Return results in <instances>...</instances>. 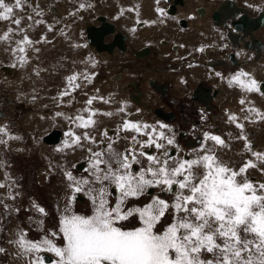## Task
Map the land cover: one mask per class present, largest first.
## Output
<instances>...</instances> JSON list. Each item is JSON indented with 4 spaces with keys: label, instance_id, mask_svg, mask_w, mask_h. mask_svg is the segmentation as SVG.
I'll return each instance as SVG.
<instances>
[{
    "label": "snow or ice",
    "instance_id": "1",
    "mask_svg": "<svg viewBox=\"0 0 264 264\" xmlns=\"http://www.w3.org/2000/svg\"><path fill=\"white\" fill-rule=\"evenodd\" d=\"M28 2L0 0V21H11L16 25L15 30L9 27L0 34V42H10L13 35L22 36L14 41L16 47L12 49L21 67L28 63L27 49L46 39L41 37V40L33 41L26 30L20 28L22 17L18 10L22 11ZM79 7L83 9L86 5ZM157 11L163 14L162 9ZM35 14L42 15L39 11ZM43 22L37 20L36 24ZM48 31H52L51 26ZM198 51L203 52L204 48ZM216 75L221 76L220 73ZM81 77L91 83L92 77L87 72L68 76L67 87L59 94L61 100L81 87L77 83ZM228 85L238 87L245 94L264 95V85L243 70L231 76ZM97 99L112 102L93 96L86 101L82 113L67 119L77 128L94 127V117L98 113L91 105ZM239 103L249 102L242 98ZM126 108L125 103L117 112L131 115ZM244 111L246 120L264 121V112L258 108L249 106ZM102 115L111 117L113 113ZM228 120L240 129L238 138L245 141L244 148L253 157L238 169L225 163L215 147L207 145L211 141L215 146L226 147L219 135L209 132L203 134L201 148L189 154L190 159L179 155L183 150L176 141L175 131L160 122L153 125L124 119L116 130L117 137L129 141V146L122 152L114 148L116 139L109 138L104 147H99L88 131L82 135L72 130L65 133L69 139L56 151L82 147L83 141L97 144L98 150L88 149L90 155L84 169L87 176H75L71 170L64 172L69 192L59 217L58 231L45 233L33 241L28 238V232L21 229L15 241L21 254L28 257V264H46L42 253L54 257L47 264H264V183H255L247 176L249 169L264 164V152L253 151L252 144L243 134L245 126L237 115L229 114ZM122 132L132 135L130 138L119 136ZM0 136L16 139L9 134L7 126L0 127ZM103 136L108 137L107 130ZM6 142L0 139V143ZM145 149H155L157 154ZM171 149H175L176 154ZM142 158L147 161L146 166L136 169L134 166L140 165ZM3 187L5 185L0 184V188ZM151 188H159L173 199L169 201L157 195L143 206L128 207L129 200H139ZM78 194L90 200L91 215L75 212ZM33 208L41 216L48 215L46 209L36 203ZM166 215L171 217V222L164 225L161 222ZM133 217L138 226H121ZM43 223L42 219L38 221L40 225ZM59 240L62 243H57ZM3 251L0 248V252Z\"/></svg>",
    "mask_w": 264,
    "mask_h": 264
},
{
    "label": "rangeland",
    "instance_id": "2",
    "mask_svg": "<svg viewBox=\"0 0 264 264\" xmlns=\"http://www.w3.org/2000/svg\"><path fill=\"white\" fill-rule=\"evenodd\" d=\"M200 1L204 2L203 5L210 6L211 9L218 2V0L213 2L210 0L209 3L206 0ZM236 1L246 6L252 15L264 12V0ZM80 4L90 5L88 1L82 0H75L74 4L68 0H51V2L50 0H29L22 11L18 10L19 16L22 17L20 28L26 30L30 39L39 41L41 37L46 38L43 42L36 43L27 49L28 63L23 67L19 65L12 52V49L16 47L14 41L21 39L22 36L13 35L10 42H0V110H5V117L0 120V127L7 126L9 134L16 137V139L9 140L7 136H0V139L7 141L0 143V184L5 185L0 188V214L3 211H8L10 215L8 220H11V225L20 228L19 230L27 231L28 238L33 241L39 240L45 233L58 231L59 217L69 192L64 172L71 170L75 176H87L88 173L84 169L85 162L90 155L89 148L98 150L97 144L99 147H104L111 138L117 140L114 148L117 151H124L129 146V141L120 139L116 133L124 119L144 121L153 125L157 122L164 123L160 121L161 119L154 117L147 107L138 105L130 99L131 92L127 93L128 81L141 78L144 80L142 86L146 95L154 96L153 89L146 86L147 79L153 78L162 82L174 83L177 77L169 76L170 73L163 75L159 71L150 72L144 71V69L162 66L167 62H181L189 57L202 61L198 57L201 54L204 57V53L208 51V49H204L203 52H200L198 51L200 47L194 50L191 46L189 48L187 46L186 52L179 56L176 50L168 49L167 53L170 56L176 54L178 56L167 58L162 53V56L159 55V48L155 45L148 44L155 53L148 57L134 55V52L128 56H115L114 60L109 57H101L87 47L84 37L85 20L94 21L92 17L97 11L90 10L85 13V8L81 9ZM51 6H55L56 9L54 10ZM95 7L97 8V5ZM95 7L93 5L90 9ZM36 11L41 12L42 15L37 16ZM37 20L44 22L36 24ZM49 26L52 27V31H48ZM9 27L16 29V25L11 21H0V34H3ZM257 35L263 38L264 28L257 32ZM187 42L193 43L191 39H187ZM132 43L133 41L129 42L131 50L135 48ZM142 45H138V47L145 46V44ZM34 49H39V51ZM220 51L219 49L213 50L206 55V58H216V54ZM220 53L224 56L226 51L223 50ZM93 62H95V67H92ZM258 65L260 64H252L250 68L255 70V79L261 81L263 80L264 66ZM182 68H186L187 72L190 65L181 66V71L175 74L183 72ZM202 70L205 69L202 68ZM85 72L92 77L91 83L81 77L77 81L81 87L61 100L59 94L67 87L66 78L72 74ZM216 73H220L221 76H217ZM234 74L232 71L217 67L215 71L206 75L207 78H202L205 83H212L223 88L227 94L214 101L215 110L212 116L217 117L216 119L211 115L205 116L201 119L202 125L189 131V137L196 135L201 137L199 145L187 147L184 139H180L176 135V141L183 150L179 155L192 158L189 154L199 151L203 142V134L209 132L219 135L226 142V147L215 146L211 141L207 142V145L215 147L217 155L231 167L238 169L243 162L253 159L251 153L244 148L245 141L238 138L241 135L240 129L229 122V114L237 115L239 122L244 124L243 134L252 144L253 151L264 152V121L246 120L244 111L249 106H254L264 112V95L245 94L238 87H229L228 79ZM165 75L166 77H164ZM195 80L198 79L187 78L183 83L185 87L182 85V96L191 91L196 84ZM176 87L173 88L172 96L180 95L176 93ZM93 96L103 97L112 102L104 103L100 99L94 100L91 107L98 113L94 117L95 126L88 129L77 128L67 117H74L82 113V110L87 106L86 101ZM242 98L249 103L241 105L239 101ZM152 100L154 103L150 104L151 107L162 105L156 98ZM125 103L126 111L131 115L117 112ZM105 112H112L113 115L111 117L102 115ZM57 113H63V115L58 116ZM83 115L87 116V113H83ZM164 124L169 125L176 134L181 130L176 124ZM53 129H60L63 137L58 144H46L42 141V137ZM70 130L75 131L77 135L88 131L96 138L97 144L83 141L82 147L70 148L62 152L56 151L57 148L62 147L65 140L69 139L65 133ZM105 130L108 132L107 138L103 136ZM131 135V132L119 134V136L129 138ZM101 140L104 141L103 144L99 143ZM145 151L157 154L155 149H145ZM171 151L176 154L175 149H171ZM146 163L147 161L142 158V163L134 167L139 169L146 166ZM80 164L83 165L81 169L78 167ZM73 165H75L74 168ZM261 169H264V164L255 169H249L247 176L255 183H264V171ZM151 189L139 200H129L128 207L143 206L150 201L151 197L157 195L169 201L173 199L170 194L161 192L159 188ZM113 192H115L114 189ZM78 195L83 198V203H78L79 200H76L75 212L90 215L89 211L92 210L91 204L88 203L90 200L83 194ZM10 197H14V199ZM33 203L44 207L48 215L41 216L33 208ZM4 216L6 215L4 214ZM41 219L44 221L42 225L38 224ZM4 222L6 221L4 220ZM168 222H171V217L166 215L161 223L166 225ZM121 226L135 227L138 226V221L133 217L129 221L123 222ZM25 227L30 230H26ZM158 228H160L159 225ZM5 234L6 232L1 229L0 248L4 251L0 252V264H18L13 262V256L24 258V255L21 254L17 245L13 244V240ZM57 243H62V240ZM46 255L54 259L52 254L47 253ZM20 264H28V260L27 263L22 261Z\"/></svg>",
    "mask_w": 264,
    "mask_h": 264
},
{
    "label": "flooded vegetation",
    "instance_id": "3",
    "mask_svg": "<svg viewBox=\"0 0 264 264\" xmlns=\"http://www.w3.org/2000/svg\"><path fill=\"white\" fill-rule=\"evenodd\" d=\"M71 1V3H75V0H68ZM82 1H88L90 3V7L86 5L85 7V13L92 10L93 12L97 11V13L94 15L93 20L86 19L85 21V28H84V37L87 43V47L91 49L93 52L95 51L98 55L101 57H109V59H113L115 56H128L129 54L134 55L138 54L139 56H151L155 53H153V49L151 48V31H147L142 27L140 30L136 32V34H133L132 31L126 30L121 24V18L115 17L119 16L116 10H112L113 6L122 3L121 0H82ZM135 2H140V6L143 7L141 10L142 14H146L147 11L145 9H149L152 7V0H134ZM157 2V0H155ZM175 0H159V3L166 4L165 8V15L168 20H173L174 18L177 19V25L181 27L182 30H185L183 28L191 26V21L188 20L195 18V15L192 13V16L188 14V18L185 17H178L179 11L182 8H186L188 0H182L183 4H175ZM208 3L210 0H206ZM215 0H212V2ZM217 1V0H216ZM51 2V0H50ZM92 3V4H91ZM94 7L97 5V8L90 9L91 7ZM157 5V4H156ZM172 5L174 6V10L171 8ZM132 6V5H131ZM209 10L212 12L210 15H208V18L210 21H207L210 25L215 27L216 31L219 33L221 37V42L218 43L216 41V45H219L218 49L223 51H226V54L220 57L216 58H206L207 54L213 51L211 48V44L205 43L204 49H208L207 53H204L205 56H199V59H202V61L198 60L197 58L189 57L185 59L184 61H178L177 63L167 62L165 65L162 66H156V67H150L147 69H144V71H159L162 72V74L170 73L169 76L177 77V80L172 83L169 81H160L155 80L153 78L147 79L146 86L149 88H152L155 95H149L147 96L145 93V89L143 88V81L141 78L137 80H130L128 81L127 87L129 88L127 93L131 92L130 99L134 101L136 104L138 102L141 106H145L149 109V112L153 113L154 117L161 119V122L164 123H173L178 125L180 131L177 132V137L180 139H184V143L187 147H193L195 145H199L201 141V137L199 135H196L195 137H189V131L196 129L198 125H202L201 119L203 117H208L209 115L212 116L215 107H214V101L217 98H222L227 94V91L223 88L218 87L217 85H213L212 83H205V81L202 80L203 77L207 78V74L211 73V71H215V69L218 68H224L229 71H232V74L234 72H239L241 70L251 74L255 78V70L250 68V65L259 63L258 66H264V36L261 38L257 35V32L262 30L264 27L257 29L255 32H253V35L256 40L261 41V45L257 46L253 41H250V36H243L242 33H236L233 31V29L230 28V23L233 19H238L240 16H242L247 11L248 15L252 18L258 17L261 12H259L257 15H252L249 9L244 6L243 4H239L236 0H218L215 8L211 9L210 6ZM51 8L56 9L55 6H51ZM192 7L189 8L188 11H190ZM219 9L220 11V21L218 22L214 21L213 14L217 12ZM136 10V9H135ZM135 10L133 13V9L128 14L129 17L134 19L136 17ZM193 10V8H192ZM194 12L197 16L201 17L203 15H199V8L195 7ZM115 16H114V15ZM99 17L103 18L104 21L98 19ZM87 18V17H85ZM146 19V18H144ZM197 23H201L197 19H195ZM145 22L147 21L144 20ZM142 20H139L138 23L142 24ZM88 23V24H87ZM89 25H93L96 29L99 30V34L101 37H103V43L104 45H111L113 44L112 51L109 52L107 50H101L98 51L95 46L90 45L88 41V32L87 27ZM202 26H207L205 23L200 24ZM144 26V25H143ZM153 26V25H152ZM167 26V25H166ZM154 27V26H153ZM202 27V29H204ZM184 32V31H183ZM207 35V34H206ZM186 36V39L190 38L192 35L191 33H185L184 37ZM209 36V34H208ZM123 38L122 46L120 47L118 45L119 41ZM153 40V39H152ZM133 41V45L135 46L134 49L131 50V47L129 46V42ZM163 42H166L167 48L170 51L176 50V52L180 50H185L184 47L177 46L176 48L173 47V45H170V43L164 39ZM190 42V41H189ZM145 44L144 47H138V45ZM246 43L249 45L247 46ZM148 44H150L148 46ZM154 45V44H153ZM186 46H191V43H188L186 41ZM200 45H195V47ZM209 46V47H208ZM156 47V46H155ZM158 48V47H157ZM164 48V52L167 53L168 49ZM178 48V49H177ZM194 48V46H193ZM201 48V47H200ZM187 50V49H186ZM158 51H161L158 49ZM231 55H233L231 57ZM138 57V56H136ZM168 57H171L168 55ZM167 57V58H168ZM170 60V59H169ZM234 60V61H233ZM200 61V62H199ZM184 65H190V69L186 72V68H182L183 72L179 74H175L176 72L181 71V66ZM194 66V67H193ZM205 69V70H202ZM215 68V69H214ZM207 71V72H206ZM174 72V73H173ZM263 80L259 81L260 83H264V71H263ZM166 75L164 77H166ZM118 77V76H117ZM188 79H198L195 80L196 84L192 87L191 91L183 95V87H185V84H183ZM194 81V82H195ZM181 82V86H180ZM176 87V93L180 94L179 96H172L173 88ZM182 90V91H181ZM153 98H156L162 105L156 106L155 108L151 107L150 104L154 103L152 100ZM161 112V115L159 113ZM5 115V110H0V120L3 119ZM214 119V115L212 116ZM205 121L203 122V124ZM52 131H60V129H53ZM48 133V134H49ZM62 134V133H61ZM47 135V134H46ZM45 136V135H44ZM43 136V137H44ZM42 137V141H43ZM63 137V136H62ZM61 139V136H60ZM60 139L56 144L59 143ZM44 142V141H43ZM153 190V188L151 189ZM150 190V191H151Z\"/></svg>",
    "mask_w": 264,
    "mask_h": 264
},
{
    "label": "crops",
    "instance_id": "4",
    "mask_svg": "<svg viewBox=\"0 0 264 264\" xmlns=\"http://www.w3.org/2000/svg\"><path fill=\"white\" fill-rule=\"evenodd\" d=\"M122 3H118L116 5L113 6L112 10H116L119 16H114L121 18L120 24L126 29V30H130L133 32V34H136V32L138 31V29L140 30L142 27H144L147 31H151V38L150 39L151 43L154 44L156 47H158L161 51H160V56L165 55L168 57V55H170L169 53H165L164 52V48H167V43L163 42L164 39L167 40L170 45H173V47H184L187 48L186 46V36L184 37L185 33H191V37L188 38L189 40L191 39V47L193 48L194 46V50L199 48L198 46L195 47V45H200V47L202 48V46L205 43H210L211 44V48L213 50H218L219 45H216V41L220 44L221 42V37L219 35V33L216 31L215 27H213L212 25H210L207 21H210L208 18V15H210V13L212 12L211 10H209V8L206 5H203L202 1L200 0H188L187 2V6L186 8H182L178 14V17H185L188 18V14L190 16H192V13L195 15V18L189 19V21H191L192 25L183 28L185 30H182L181 27H179L177 25V19H173V20H168L166 15H165V8H166V4H161V3H157L155 0H152V7L149 9H145L147 11L146 14H142L141 10L143 9L142 6H140V2H135L134 0H121ZM190 2V3H189ZM157 4V5H156ZM132 5V6H131ZM190 7H193L189 10ZM198 7L199 8V15H203L205 13L204 16H197L196 13L194 12V8ZM162 9L163 10V14L158 12L157 9ZM215 8V7H214ZM129 9H133V13L135 10V15L136 17H134V19L131 20V18L129 17V13L131 11H129ZM181 15V16H180ZM146 18L147 21L145 22L144 19ZM197 19L198 21H200L201 23H197V21L195 20ZM142 20L143 22H141L142 24H139L138 21ZM205 23L207 26H202L200 24ZM144 25V26H143ZM154 27H153V26ZM167 25V26H166ZM202 27H204V29H202ZM184 31V32H183ZM207 34V35H206ZM209 34V36H208ZM208 41V42H206ZM205 42V43H204ZM143 44V43H142ZM144 45V44H143ZM142 45V46H143ZM168 49V48H167ZM178 49V48H177ZM184 52H186L185 50H178L177 54L179 56H181L182 54H184ZM221 52V51H220ZM218 52L217 57L218 56H222V53ZM162 53V54H161ZM176 53V52H175ZM176 54V55H177ZM176 55H172L169 58H173ZM177 55V56H178ZM31 198V197H30ZM35 198V197H34ZM83 203V201H78V203ZM89 204H91L90 202H88ZM92 206V205H91ZM9 212L7 211H3L0 214V230H4L6 232L5 235H8L9 238H11V240H13V244H16L15 241L18 238V234L20 232V228L16 227V226H12L11 225V220H8V217L10 216L8 214ZM90 215L92 214V210L89 211ZM4 214L6 216H4ZM8 214V215H7ZM4 220L7 222H4ZM10 222V223H9ZM26 230H30L28 227H25ZM47 253H42V255H46ZM48 256V255H47ZM52 256V255H51ZM53 257V256H52ZM51 259V257H49ZM28 257L24 256H18V257H14L13 256V262L14 263H18L20 264L22 261H26L27 263Z\"/></svg>",
    "mask_w": 264,
    "mask_h": 264
},
{
    "label": "water",
    "instance_id": "5",
    "mask_svg": "<svg viewBox=\"0 0 264 264\" xmlns=\"http://www.w3.org/2000/svg\"><path fill=\"white\" fill-rule=\"evenodd\" d=\"M174 2L175 4H183L182 0H175ZM171 8L174 10L173 5ZM98 19L104 21V19L101 17H99ZM213 19L216 22L218 21V19H220L219 9L217 10V12L213 14ZM230 25H231L230 28L233 29L234 32L242 33L243 36H250V41H253L257 46L261 45V41L255 39L253 32H255L259 27L264 26V13H261L257 18L254 19L248 17V15L244 13L238 19H233ZM87 32H88V41L90 45L95 46L98 51L101 50H107L109 52L112 51L113 44L104 45L103 37H101V35L99 34V30L93 27V25H89V27H87ZM123 38L124 37H122V39L118 43L120 47L122 46ZM246 45L248 46L249 44L246 43ZM232 56L233 55H231V57ZM261 84L264 85V83ZM262 90L264 91V87H262ZM159 115H161V112L159 113ZM60 136H61L60 131H52L51 133L43 137V141L46 143H57L58 140L60 139ZM80 165L79 167H81ZM81 199L82 197L80 195H77V200H81ZM45 258L49 260V257L47 255L45 256Z\"/></svg>",
    "mask_w": 264,
    "mask_h": 264
},
{
    "label": "bare ground",
    "instance_id": "6",
    "mask_svg": "<svg viewBox=\"0 0 264 264\" xmlns=\"http://www.w3.org/2000/svg\"><path fill=\"white\" fill-rule=\"evenodd\" d=\"M189 3H190V2H189ZM192 8H193V7H192ZM220 11H221V10H220ZM220 11H219V13H220ZM244 12H245V14L248 15L247 11L244 10ZM261 13H264V12H261ZM261 13H260V14H261ZM260 14H259V15H260ZM180 16H181V15H180ZM248 17H250V16L248 15ZM250 18H252V17H250ZM255 18H257V17H255ZM252 19H254V18H252ZM219 21H220V19H218V21H217L218 24H220ZM262 27H264V26H261V27H259V28H262ZM259 28H258V29H259ZM144 29H145V28H144ZM149 33H150V32H149ZM150 34H151V33H150ZM262 91H263V90H262ZM138 104H140V103L138 102ZM61 133H62V132H61ZM61 138H62V134H61ZM60 140H61V139H60ZM59 142H60V141H59ZM45 143H46V142H45ZM46 144H56V143H46ZM80 166H81V167L78 166L79 169L83 168V165H80ZM79 201H81V200H79ZM82 201H83V198H82ZM45 256H46V255H45ZM48 257H49V256H48ZM49 259H50V258H49ZM47 261H48V260L46 259V263H47Z\"/></svg>",
    "mask_w": 264,
    "mask_h": 264
}]
</instances>
